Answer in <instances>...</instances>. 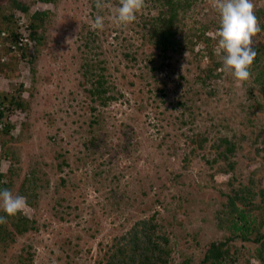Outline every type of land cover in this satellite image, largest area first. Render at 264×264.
<instances>
[{
	"label": "rangeland",
	"instance_id": "374dc122",
	"mask_svg": "<svg viewBox=\"0 0 264 264\" xmlns=\"http://www.w3.org/2000/svg\"><path fill=\"white\" fill-rule=\"evenodd\" d=\"M16 1L26 14L0 0V31L23 16L40 41L21 55L25 50L11 51V39L0 36V96L25 101L5 118L12 127L0 136V190L18 194L31 174L37 188L15 216L0 210V264H102L113 237L151 215L171 239L169 264H201L206 247L219 241L232 245L227 264H256L263 240L256 237L264 233V95L251 71L243 83L220 71L219 15L210 0H196L182 47L155 71L150 67L164 58L143 41L140 24L153 8L145 5L133 23L118 27L111 16L119 1L101 0V9L95 0ZM253 3L263 25L253 47H264V0ZM38 11L47 13L43 22L31 17ZM97 15L103 30L91 27ZM85 58L105 60L122 97L106 107L92 101ZM95 115L99 125L90 124ZM196 134L207 138L201 148L191 142ZM242 189L251 192L249 206L236 204L247 211V239L232 234L237 214L228 213V197ZM16 216L34 229L16 234Z\"/></svg>",
	"mask_w": 264,
	"mask_h": 264
},
{
	"label": "trees",
	"instance_id": "16d2710c",
	"mask_svg": "<svg viewBox=\"0 0 264 264\" xmlns=\"http://www.w3.org/2000/svg\"><path fill=\"white\" fill-rule=\"evenodd\" d=\"M42 2H51L52 0H40ZM117 3L119 0H113ZM196 0H145V5L149 8V14L144 17L141 21V27L143 28L142 38L146 41L152 48L157 50L162 54L164 58L161 63L154 67H150V71L161 70L165 66H169L165 62L169 58V53L175 52L182 47V39L180 37L181 33L186 26V17L192 11ZM13 6H15L19 11L26 14L28 10L27 6L20 1L13 0ZM47 13L44 11H38L32 14V18L40 19V22L45 20V15ZM19 19V18H18ZM15 19L14 29H2L0 31V36L4 41L14 42L19 36L17 28L19 27L18 20ZM263 25H260L262 27ZM28 27L31 29L30 38L36 41H40L39 37H35L34 30H36V25L34 22L28 23ZM193 28V26H192ZM191 27L188 29L190 31ZM194 29V28H193ZM2 32L6 33L2 35ZM200 37V35L198 36ZM17 41V40H16ZM88 45V41L86 42ZM9 49V48H8ZM19 50L22 51L21 55H24L28 49L27 47H22ZM257 52V56L253 61L251 66V73L254 76V82L258 84L260 92L264 95V47H254ZM124 58L128 60L136 61L137 57L133 53L124 52ZM153 59H150L152 61ZM81 69H83V77L85 84H89L85 87L87 94L91 97L92 101L101 107H106L109 103L117 101L122 97V93L117 91L116 86L108 80V75L106 72V65L104 59L95 60V58L83 59L81 63ZM213 74L212 69H209ZM214 75V74H213ZM8 102V105H6ZM25 101L21 98V95L16 96L11 94L9 97L6 93L0 96V136L4 134H9L11 129V124L7 122L5 118L8 117L7 111L12 108H24ZM95 111V107H92ZM147 112V114H150ZM102 122V117L94 116L91 121V125L100 124ZM196 137L191 138V142L194 143L198 148H201L203 143L207 140L206 137H202L199 134ZM101 134L98 133L97 136L91 138L92 143L98 146L97 138H100ZM223 143L228 144L227 139H222ZM233 146H227L226 150H232ZM4 174L0 172V183ZM36 178L33 174L30 177H26L23 181L22 186L19 190V195L22 196H32L35 197L36 193ZM29 185L26 187L25 184ZM241 190V189H239ZM239 190L233 193V196L228 197L229 201V214H237V217H233L230 222V227L234 230L232 234L235 236L243 237L247 239V232L251 231V227L247 221L246 210L237 206V202L242 205H248L250 202L251 192L250 189L246 192L239 193ZM264 198V196H262ZM264 201V200H263ZM27 202H31L27 199ZM11 224L13 226L16 234H22L30 229H34V223L27 217L16 216ZM237 218V219H236ZM227 221V218L225 219ZM236 220V221H235ZM1 229V227H0ZM2 230V229H1ZM10 233L8 234V236ZM233 237H230V240ZM260 238L263 240L259 245L257 250V257L260 264H264V233L256 237V241ZM229 239V238H228ZM232 245L225 242H211L205 249V254L201 260V264H227L229 260L230 248ZM172 258V247L171 239L168 233L162 230L161 225L158 223L154 215L146 216L135 220L132 225L119 236H114L110 244L106 247V251L101 259L102 264H169ZM182 264H190L189 259H184Z\"/></svg>",
	"mask_w": 264,
	"mask_h": 264
},
{
	"label": "clouds",
	"instance_id": "9594fccd",
	"mask_svg": "<svg viewBox=\"0 0 264 264\" xmlns=\"http://www.w3.org/2000/svg\"><path fill=\"white\" fill-rule=\"evenodd\" d=\"M95 5L97 9L107 6L101 0H95ZM210 5L219 15V27L214 38L217 40V54L222 55L220 71L243 83L250 78V67L257 56L253 38L261 32L253 0H210ZM144 7L145 0H119V6L113 9L112 23L118 27L129 25ZM91 27L103 30L104 17L97 15ZM27 207L25 196L14 195L8 189L0 190V210L7 216H15ZM5 222V217L0 216V223Z\"/></svg>",
	"mask_w": 264,
	"mask_h": 264
},
{
	"label": "built area",
	"instance_id": "2783aa9c",
	"mask_svg": "<svg viewBox=\"0 0 264 264\" xmlns=\"http://www.w3.org/2000/svg\"><path fill=\"white\" fill-rule=\"evenodd\" d=\"M23 16L19 19L18 21V24H19V36H17L16 40L14 42H11L9 44V49L11 51H16V50H19L21 49L22 47H32L33 46V43H34V40L30 38V32H31V29L28 27V25L26 26H23L24 24V21H23ZM21 27H26V28H29L28 31V35H25V34H22V32L20 31L21 30ZM6 33L2 32V35H5Z\"/></svg>",
	"mask_w": 264,
	"mask_h": 264
}]
</instances>
